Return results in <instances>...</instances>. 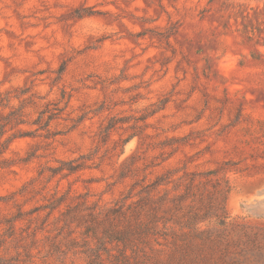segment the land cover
Returning a JSON list of instances; mask_svg holds the SVG:
<instances>
[{
    "label": "rangeland",
    "instance_id": "1",
    "mask_svg": "<svg viewBox=\"0 0 264 264\" xmlns=\"http://www.w3.org/2000/svg\"><path fill=\"white\" fill-rule=\"evenodd\" d=\"M21 133L30 137L9 143ZM5 148L0 221L17 202L35 211L69 189L110 207L135 182L119 179L133 159L143 168L177 150L157 174L227 168L236 257L264 264V0H0ZM83 155L90 168L51 179L58 160ZM61 225L51 218L38 233L36 264L64 240ZM250 232L259 237L246 243Z\"/></svg>",
    "mask_w": 264,
    "mask_h": 264
},
{
    "label": "trees",
    "instance_id": "2",
    "mask_svg": "<svg viewBox=\"0 0 264 264\" xmlns=\"http://www.w3.org/2000/svg\"><path fill=\"white\" fill-rule=\"evenodd\" d=\"M2 128L4 132L6 125ZM48 128L49 123L47 131ZM23 137L30 135H15L9 143ZM6 150H1L0 156ZM176 152L143 168L135 166V159L124 165L119 179L134 178L135 182L110 207L90 203L88 195L74 196L72 189L51 193L45 205L31 212H26L23 204L17 202V211L0 221L4 226L0 234V264H36L32 247L38 233H50L51 218L67 229V235L64 240L53 242L48 253L39 257L44 264H51L52 260L60 264H239L236 255L243 237L233 233L235 229L228 221L226 210L231 193L226 176L229 169L183 175L178 170L167 169L157 174L156 170ZM33 158L35 154L30 153L19 163L27 164ZM86 158L83 155L74 160H58L56 167L48 169L51 179L59 176L62 181L87 170L90 167ZM16 163L11 161L10 165ZM41 211H47L43 218L28 217L30 224L39 220L41 226L33 229L19 226L28 214L34 216ZM213 221L220 227L218 231L211 226L201 227ZM24 232L31 242L26 241ZM258 237L257 233H247L246 243H253L250 241Z\"/></svg>",
    "mask_w": 264,
    "mask_h": 264
}]
</instances>
